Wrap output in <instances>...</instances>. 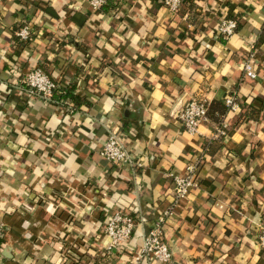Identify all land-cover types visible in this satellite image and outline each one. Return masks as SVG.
Returning <instances> with one entry per match:
<instances>
[{"label":"crops","instance_id":"obj_1","mask_svg":"<svg viewBox=\"0 0 264 264\" xmlns=\"http://www.w3.org/2000/svg\"><path fill=\"white\" fill-rule=\"evenodd\" d=\"M223 20L238 24L229 40ZM36 68L80 105L29 97L21 81ZM232 95L241 109L222 116L224 138L213 120L184 131L191 99L225 107ZM111 134L142 168L101 157ZM203 154L198 187L165 227L174 264H264V0H186L178 15L160 0L98 12L88 0H0V264H135L173 203L170 176ZM117 212L141 222L109 254Z\"/></svg>","mask_w":264,"mask_h":264},{"label":"built area","instance_id":"obj_2","mask_svg":"<svg viewBox=\"0 0 264 264\" xmlns=\"http://www.w3.org/2000/svg\"><path fill=\"white\" fill-rule=\"evenodd\" d=\"M109 0H88V4L93 11H101ZM161 4L172 14L178 15L182 12L186 0H160ZM238 24L233 20H223L219 33L223 39H231L237 32ZM17 37L24 42L29 41L33 36V28L25 24L19 31ZM244 77L246 79H257V71L251 61H247L243 66ZM21 84L25 93L31 98H38L44 101L52 99L53 91L56 88L53 80L41 69L36 68L23 76ZM225 107L228 112H238L241 109L236 95L226 98ZM209 103L207 99L196 97L184 107L177 116L184 131L191 135L199 133L203 125H208ZM226 135V126L220 123L216 128L215 139H222ZM100 155L109 163L117 167L142 168L140 161L131 157L125 149L122 141L116 134H111L104 144ZM206 155H200L189 162L183 174L171 175L174 190L173 203L162 215L158 217L153 228L147 233L143 240V245L135 258V264H142L146 261L157 264H174V254L171 247L165 240V227L169 219L174 216L175 210L185 203L191 192L199 185V172L204 164ZM137 219L129 214L117 212L113 214L104 227V235L109 240L108 253L113 250L125 248L132 240L136 228ZM143 223V222H142ZM5 237V228L0 224V244ZM257 245L264 252V225L259 231Z\"/></svg>","mask_w":264,"mask_h":264},{"label":"trees","instance_id":"obj_3","mask_svg":"<svg viewBox=\"0 0 264 264\" xmlns=\"http://www.w3.org/2000/svg\"><path fill=\"white\" fill-rule=\"evenodd\" d=\"M110 2V0H109ZM109 2L107 3L106 6H108ZM105 6V7H106ZM104 7V8H105ZM103 8V9H104ZM25 25H22V27H24ZM20 28V29H21ZM19 29V30H20ZM21 41V40H20ZM30 41V40H29ZM27 41V42H29ZM23 44H26L27 42H24V41H21ZM59 99V100H62V99H68L72 102H74L77 107L80 105V100H79V97L76 96L74 94V91L73 89H64L62 91H58L57 88H55V90L53 91V95H52V99ZM215 107V108H214ZM213 108H209V111H208V116H209V119L210 120H213V122L216 124V125H219L221 123V119H222V116H224V114L227 112V108L226 107H223L221 106L220 104H216V106H214ZM211 122V121H210Z\"/></svg>","mask_w":264,"mask_h":264}]
</instances>
